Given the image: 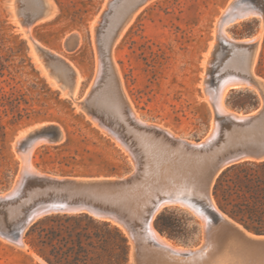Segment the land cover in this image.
<instances>
[{"label": "rangeland", "instance_id": "obj_1", "mask_svg": "<svg viewBox=\"0 0 264 264\" xmlns=\"http://www.w3.org/2000/svg\"><path fill=\"white\" fill-rule=\"evenodd\" d=\"M111 1L49 0L52 4L51 12L35 20L33 25L34 36L46 49L54 50L51 53L52 58L71 61L73 64L70 69L75 72L78 69L81 73L80 81L70 84L72 93L76 89V101L46 64L48 61L45 60L49 55L39 52L32 45L29 34L22 27L21 15H18V7L22 6L19 2L22 1L0 0V55L6 64L3 75H0V87L3 93L20 94V106L26 108L24 113L28 112L21 120H16L11 112H1L7 138L0 157V192L7 193L5 191L15 178L12 189L18 184L15 193L21 195L24 192V180L30 177L25 159L30 142L35 145V151L30 155L31 162L35 164V170L38 169L44 174L120 176L128 173L133 163L135 165V160H141L148 172H145L146 177L143 176L140 182L144 187L147 182L151 186L155 184L152 179H155L157 172L154 173L153 168L159 172L168 164L167 153L160 156L159 160L144 153L141 136L134 132L136 128L128 117L125 119L129 123L128 127L121 124L117 126L116 132L120 137L109 126L101 125L91 113L92 110L85 105L93 90L91 85H99L100 82L96 80V59L104 51V25L112 9ZM237 1L239 0H142L140 10L120 27L117 41L114 40V46L109 48V63L119 92L126 101L133 104L142 119L155 123L158 127H167L185 142H197L196 140L206 134L198 144L209 141L208 135H213L211 138L217 136L215 144L222 143L227 138L231 124L225 121L226 116L221 111L219 96L222 84L234 80L235 77L228 66L237 54L236 40L254 38L259 32L262 33L254 69L257 77L264 81V30L262 23L260 26V18L264 17L260 13L244 18L237 11L228 18L225 17L230 6ZM240 1L244 6L247 1L257 4V0ZM227 6L228 10L224 11ZM238 16L240 19L234 21ZM221 17L224 20L231 19L229 25L225 26L233 37L230 40H225L219 30L218 21ZM255 89L262 90L255 86L231 87L223 98V105L234 111L249 109L259 102ZM70 99L76 101L77 108ZM79 105L87 109L89 114L81 110ZM216 113L220 116H216ZM41 122L47 128H53L55 124L59 128L60 125L63 137L58 140L47 134L34 135L31 138L29 135L18 137L21 132L39 127ZM216 122L219 130L215 127ZM258 127L255 135H264V123ZM17 139H20V143ZM25 140L26 143L21 145ZM168 142L162 140L159 143L165 152L170 150ZM227 146H224L222 152ZM207 167L208 163L199 164L192 170L171 169L175 174H182V180L177 185L180 186L179 191L189 190L190 193L193 190L191 194L199 195L202 186L200 182ZM135 170L137 171L136 166ZM183 178L185 181L188 178L186 183ZM193 178L199 179V184ZM195 183L197 186H193ZM187 184H193L194 188ZM198 188L200 190L196 193L195 189L197 191ZM151 193L152 190L150 193L148 191V197L142 199L139 211L148 207L147 201H150ZM211 193L218 205L213 186ZM196 198L198 197L194 196V203L200 205L197 213L189 205L166 204L154 215L155 228L178 247H199L205 241L206 228L214 223L215 215L200 204V198ZM38 200L41 198L27 199L24 205H31ZM10 212L16 211L8 206L0 211V264H46L47 261L29 243L31 237L26 236L31 226L22 229L23 232L18 237L11 231L19 221L11 224L21 212L12 214V220H2V214L10 218ZM36 217L32 223L37 220ZM158 218L160 225L171 232L172 236L156 227ZM203 219H208L206 226ZM134 233L139 245L141 234L139 236L137 227ZM129 242V264H137L138 256L134 258L131 238Z\"/></svg>", "mask_w": 264, "mask_h": 264}, {"label": "bare ground", "instance_id": "obj_2", "mask_svg": "<svg viewBox=\"0 0 264 264\" xmlns=\"http://www.w3.org/2000/svg\"><path fill=\"white\" fill-rule=\"evenodd\" d=\"M21 1L22 2L19 3H21L22 6L20 8L17 6L19 13L17 14L21 15L20 22H22V27L24 28L25 32L29 34L32 45L39 52L47 54V56L49 55L47 60H45L48 61V63L46 64L49 66V68L51 67L53 74L62 81L65 90L68 91L67 93L72 94L74 99L77 101L75 97L76 89L72 93L70 90V84L76 83V81L79 82L81 73L77 68L76 72L70 69V66L73 64L71 61L62 58L53 59V55L51 53H53L54 50L46 49L45 46L33 34V25L36 22L35 20L48 15L52 10V4L49 2V0ZM141 1L142 0H112L110 2L112 9L109 15L106 17L104 25V51L100 55H97L96 59V80L97 82L100 81L101 83L99 82V85L95 83H93L94 85H91L93 90L91 92V95L89 96V101H87L85 105L87 109L92 110L91 113L101 125L109 126L110 129L117 134L118 132H116V129L118 125L121 124L127 126L129 124L125 121L126 117H128V120L133 123V126L136 128L134 132L141 136V147L144 148L145 152L141 150L142 148L139 150L143 151L146 155H150L152 158L158 160L160 159V156L165 155L166 153L167 156H169L168 164L163 170L161 169L158 172L153 168V172H157V174L155 175V179L152 176V180L154 181L152 182L156 185L154 184L151 186L148 182V185L147 183L144 185L145 188H151L150 190H152V193L149 196L151 199L150 201H147L148 207L143 211L138 210L142 199L148 197V191L150 193L149 189L147 190L142 187L143 185H140L142 178H144L143 176H145L146 174L145 172H147V168L146 166H144V164H142L141 160H135V166L137 168L136 173L130 180L123 183L80 182L58 184L54 181H50L48 178L62 179V176L59 175L55 177L54 175H51L49 173H40L38 169H36L38 170V172L35 170V164L31 162L30 158L35 145L30 142L25 158L26 164L29 168L30 177L25 182L24 192L21 195H17V193H15L18 185L17 184L9 192L0 194V198L8 199L6 201H0V211L1 209L8 206L11 210L19 213L21 212L20 216L18 218H15L14 223H10L11 225H14L26 215L28 208L32 205H24V202L27 199L37 197L43 200L53 196H63L64 194H67L69 198L86 197L87 199L105 201L115 204L117 206L123 207V209L129 213L133 220L134 227H137L138 229L139 236L141 234L140 243L138 245L137 264H264V236H258L247 231L245 228H243V226L223 213L220 207H218V205L216 204L211 193V189L216 177H214L211 182L209 181L211 167L218 160L224 146L231 144L232 141L240 137L246 136V134L255 135L259 129V124L264 123L263 112L261 117L255 123L240 124L237 122V120H241L244 115L237 111L228 109L225 105H223V98L225 97L227 90L231 87L255 86L260 87L262 90H264V81L257 77L254 69L256 53L259 46L258 43L260 41L262 33L259 32L254 38L249 37L248 39L235 41V44L237 46V54L232 58L230 65L228 66V69L230 68L235 77L232 81L226 83L222 82L224 84H222V86L220 87L219 96L221 111L226 116L225 121L231 124V130H229L227 138L224 139L226 141L225 144L224 140L222 143L217 144H215V141L209 147L201 149V146H204L203 143L202 145L198 144L197 142L182 141L167 127L160 125V127H158V125H156L155 123L148 122L142 119V117L134 108L133 104L129 100L126 101L124 95L118 90L116 78L109 63V48L110 46L113 47L115 41H117L116 39H118L120 27L127 21L128 18H130V16L135 15L140 10L142 6ZM228 6L224 11L228 10ZM234 11H237V13L241 14L242 17H248L260 13H262V16L264 17V0H257V4H250V1H247L246 6H244L242 1L239 0L235 2L234 5H231L228 10L229 13L226 16H223L228 18L229 16H231V14H235ZM22 13H24L27 18H24ZM234 19V21H237L240 19V17L238 16ZM230 20L231 19L224 20V18L221 17L218 21L219 30L221 31V34L225 40H230L233 38L226 30V24H228ZM212 101L213 100H211V102ZM79 102L80 101H78L77 103L79 104ZM81 105L79 106L82 107ZM109 122H111V124H109ZM49 123L50 122H48V124ZM215 124V127L217 126L218 128L217 122ZM53 129L57 130L58 132L59 138H57V140L63 137V130L60 128V125L59 128L58 125H53ZM29 130L21 132L20 134H18V137L26 135L28 136ZM213 132H215V130ZM211 136L213 135H208V138L210 140ZM162 140H164V142L169 141L168 144L170 146V150H168V152H165L162 146H160L159 143ZM205 163H208V167L203 179L201 178V192H198V190H200V187L197 189V191L195 189V192H198L200 194H191L193 190L190 191V193L188 192L189 190L182 191L180 189L181 191H179L178 188L180 186L177 187V185H179L180 181L182 180V174H175L171 171V169L184 168V170H192L195 169L199 164ZM187 180L188 178L186 179V181ZM198 180L193 178L194 182H197ZM183 181H185V179ZM197 184L199 183L197 182ZM197 184L192 185L197 186ZM192 185L190 186L193 187ZM19 186L21 185L19 184ZM194 196L200 198L198 200L200 201V204L210 209L215 215V218L213 219L214 223L206 228L205 241L202 245L197 248L178 247L172 240L161 234L155 228L153 224V218L156 212L166 204L189 205L197 213L199 211L198 207L200 205L194 203ZM21 198L23 199V201H20ZM21 207H23L24 209L22 208L23 210H20ZM45 207L46 205L32 210L30 213L29 223L36 216L42 215V210H44L43 208ZM14 213L10 212V218L8 216L4 217L6 214H2V220H12L11 216ZM203 220L206 226L208 219ZM22 232L23 231L21 230V232H18V234H16L15 236L18 237V235H21ZM46 264L48 263L46 262Z\"/></svg>", "mask_w": 264, "mask_h": 264}, {"label": "trees", "instance_id": "obj_3", "mask_svg": "<svg viewBox=\"0 0 264 264\" xmlns=\"http://www.w3.org/2000/svg\"><path fill=\"white\" fill-rule=\"evenodd\" d=\"M5 67L0 55V75ZM21 99L20 94L3 93L0 87V157L7 138L1 112H11L21 120L28 115L20 106ZM214 195L221 209L249 229L264 232V159L227 166L217 177ZM158 220L156 227L168 232ZM26 236L50 264H129L130 242L124 231L112 221L85 211L48 214L33 223Z\"/></svg>", "mask_w": 264, "mask_h": 264}, {"label": "water", "instance_id": "obj_4", "mask_svg": "<svg viewBox=\"0 0 264 264\" xmlns=\"http://www.w3.org/2000/svg\"><path fill=\"white\" fill-rule=\"evenodd\" d=\"M262 23V29L264 30V18H260V26ZM262 30V31H263ZM30 45V44H29ZM31 49V46H30ZM255 91L259 95V102L246 110H237L239 113H242L244 117L241 120H237L240 124H247V123H255L263 114L264 112V90ZM72 105L77 108L78 105L76 104V101L74 99H70ZM81 110H83L86 114H89V111L87 109H84L83 107H80ZM217 116V113H216ZM41 125L37 128H32L29 130V137H33L34 135L39 134H47L51 136L53 139L59 138L57 130L53 128H47L44 127L43 122L40 123ZM208 133V132H207ZM207 135V134H206ZM206 135L199 140H196L197 142H200L203 138L206 137ZM217 136H214L211 138V140L204 143V146H201V149H204L206 147H209L212 143L216 141ZM26 143V140L21 143L23 145ZM247 159H264V135H246L244 137H240L234 141H232L231 144H229L226 149L219 155L218 160L212 165L210 170V182L214 179V177L219 176V174L229 165L244 161ZM135 165L133 163L132 168L128 171L127 174H122L120 176H71V175H65L62 176V179L57 178H48L50 181H54L58 184H69V183H80V182H103V183H123L125 181L130 180L133 175L135 174ZM51 175H54L55 177L58 176L54 173H49ZM16 179V178H15ZM15 179L10 187L7 188L5 192H8L12 189L15 183ZM27 177L24 180V183L26 181ZM216 182V181H215ZM215 185V183H214ZM213 185V188H214ZM4 193V192H0ZM12 199V198H9ZM6 201L8 199L0 198V201ZM46 205L45 208H43V214L37 218L40 219L48 214L52 213H63V212H88L91 215L101 218V219H107L118 226H122L124 229L127 230L129 233L128 238L132 239V252L134 253V258L137 255V248H138V241L135 236V227L133 224V220L129 213L123 209V207L117 206L115 204L105 202V201H99V200H93V199H87L86 197H73L69 198L67 194H64L63 196H53L49 197L43 200H38L35 203H33L27 210L26 215L18 222V224L15 226V229L12 228L11 231H13L14 234H18V232L22 229H25L26 227L29 228L33 223H35L37 220H35L33 223H31L29 226L28 223L30 221V213L32 210ZM221 209V208H220ZM71 210V211H70ZM223 213H225L228 217L232 218L234 221L239 223L243 228H245L247 231L258 235V236H264V232H258L249 229L247 226H245L242 222L232 217L229 213L221 209ZM45 212V213H44ZM26 228V229H27Z\"/></svg>", "mask_w": 264, "mask_h": 264}]
</instances>
